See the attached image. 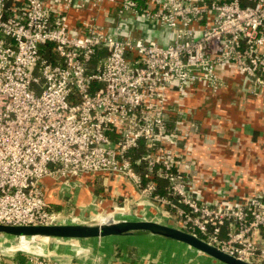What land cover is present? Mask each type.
Wrapping results in <instances>:
<instances>
[{"label":"built area","instance_id":"2783aa9c","mask_svg":"<svg viewBox=\"0 0 264 264\" xmlns=\"http://www.w3.org/2000/svg\"><path fill=\"white\" fill-rule=\"evenodd\" d=\"M73 10L88 17L69 26ZM140 23L154 37L130 34ZM98 51L104 55L89 68ZM227 63L237 66L245 94L264 101V0H153L142 9L133 0H0V223L63 222L42 179L112 172L139 199L163 206L171 226L264 264V187L246 199L198 198L190 130L177 123L192 113L169 99L170 90L185 98L203 84L207 102L224 85L217 67ZM140 142L146 153L132 161L127 153ZM142 160L145 182L135 169ZM156 177L167 181L166 193L157 192ZM14 238L18 251L49 239ZM54 256L32 252L25 264H65Z\"/></svg>","mask_w":264,"mask_h":264},{"label":"crops","instance_id":"0c3cea01","mask_svg":"<svg viewBox=\"0 0 264 264\" xmlns=\"http://www.w3.org/2000/svg\"><path fill=\"white\" fill-rule=\"evenodd\" d=\"M133 2L142 9L153 0ZM108 11L109 5H105L97 12L99 23ZM86 17L88 11H70L68 25L75 26ZM133 27L129 31L136 37H154L156 31L149 24ZM217 74L224 85L207 102L203 84L195 86L192 94L185 98H180L175 89L170 90L169 99L174 109L178 106L192 113L177 123L190 130L186 156L195 168L192 184L195 195L203 201L246 199L264 187V101L259 96L245 94L247 87L243 86L245 82L234 63L218 66ZM172 149L184 153L183 148ZM233 180H237L234 187L230 186ZM42 185L49 209L63 217L64 223L76 220L83 223L93 216H102L100 221H103V215L111 212L110 216L114 214L116 219L137 220V215H142L164 223L162 206L139 199L133 183L117 173L84 174L61 181L45 177ZM216 190H222L227 197L219 198ZM126 201L129 214H122L126 209L113 211ZM140 205L149 206L154 216L138 212ZM125 237L50 238L55 245L49 252L64 256L61 261L65 264H219L180 242L150 234ZM78 249L83 251L77 253Z\"/></svg>","mask_w":264,"mask_h":264},{"label":"water","instance_id":"95a60500","mask_svg":"<svg viewBox=\"0 0 264 264\" xmlns=\"http://www.w3.org/2000/svg\"><path fill=\"white\" fill-rule=\"evenodd\" d=\"M127 206V202H124ZM130 211L124 213L129 214ZM104 214L103 216L106 217ZM108 218V217H107ZM136 233L159 236L180 242L195 249L198 253L207 255L222 264H252L248 261L228 254L202 238L177 227L148 219H114L109 217L103 221L87 223H50V224H1L0 236L12 237H42L86 239L108 236H130ZM62 260L64 256H54Z\"/></svg>","mask_w":264,"mask_h":264},{"label":"rangeland","instance_id":"374dc122","mask_svg":"<svg viewBox=\"0 0 264 264\" xmlns=\"http://www.w3.org/2000/svg\"><path fill=\"white\" fill-rule=\"evenodd\" d=\"M154 204V203H153ZM161 211L164 212L165 214V211L166 209L162 206L161 208ZM138 212H145L146 214H149V215H152L154 216V214L152 213V211L149 209V206H143V205H140V209L138 210ZM111 214V213H110ZM158 216L160 215V213H157ZM102 217V216H101ZM101 217L97 216V217H94L91 219V218H87L84 221V223H87V222H91V221H98L101 219ZM114 219H116V215L115 217H113ZM106 219V218H104ZM163 221L164 223L170 225L172 224L171 221H169L167 219V217L163 216ZM82 221V220H81ZM76 222H79V220H76ZM56 223H64V222H56ZM141 233H136V234H133V235H130V236H126L127 238H133L135 236H138L140 235ZM109 237V236H108ZM125 237V238H126ZM96 238V237H94ZM49 239L47 240H38V241H35V242H32V243H29V247H31L32 249H35L36 251L39 250V249H43L40 253L42 254H47L55 245L54 241H49ZM169 240V239H168ZM4 250V251H3ZM15 250V251H13ZM34 253H37V252H34ZM32 254L31 251H28V250H20L18 251V239H13V237H9V236H0V261L4 264H18V261L20 264H25L26 262V259ZM220 264V262H219Z\"/></svg>","mask_w":264,"mask_h":264},{"label":"trees","instance_id":"16d2710c","mask_svg":"<svg viewBox=\"0 0 264 264\" xmlns=\"http://www.w3.org/2000/svg\"><path fill=\"white\" fill-rule=\"evenodd\" d=\"M41 49H42V52L46 58H48L49 60L55 59V56L51 53V50H50L51 48H50L49 44H44ZM103 55H104L103 51H98L95 55H93V57L91 58V60L88 64L89 68H93L95 66L97 60L100 57H102ZM145 153H146V146L144 145L143 142H140L136 148L130 150L127 154H128V157L132 161H136L137 159L142 158V156ZM135 169L141 175L142 180L145 182L147 180V178L145 176L146 172L144 170L143 160L135 166ZM155 182L157 185V192H159L161 194L166 193L165 187L167 186V181L164 179L156 177ZM262 234L264 235V230L262 231ZM9 237H12V236H9Z\"/></svg>","mask_w":264,"mask_h":264},{"label":"bare ground","instance_id":"6f19581e","mask_svg":"<svg viewBox=\"0 0 264 264\" xmlns=\"http://www.w3.org/2000/svg\"><path fill=\"white\" fill-rule=\"evenodd\" d=\"M107 216H108V218H107ZM105 217V216H104ZM109 217H110V213H109V215H106V219H109ZM112 217V216H111ZM20 250H28V251H31V252H37V253H40L43 249H39V250H35V249H32L31 247H29V245H27V244H24V245H22L20 248H19ZM4 251V250H3Z\"/></svg>","mask_w":264,"mask_h":264}]
</instances>
